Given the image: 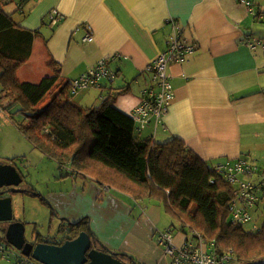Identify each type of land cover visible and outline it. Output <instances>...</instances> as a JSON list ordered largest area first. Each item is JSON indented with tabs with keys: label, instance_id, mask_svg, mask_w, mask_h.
I'll return each instance as SVG.
<instances>
[{
	"label": "crops",
	"instance_id": "crops-1",
	"mask_svg": "<svg viewBox=\"0 0 264 264\" xmlns=\"http://www.w3.org/2000/svg\"><path fill=\"white\" fill-rule=\"evenodd\" d=\"M8 1L5 9L20 26L39 31L18 71L22 81L53 75L52 60L61 71L59 80L71 81L106 59L115 77H101L79 91L78 103L97 105L126 88L116 105L128 114L153 87L148 66L167 49L176 19L195 49L169 66L174 98L162 121L153 119L137 133L159 142L181 138L209 162L245 157L264 172V0H248V5L240 0ZM54 8L64 15L57 24L49 16ZM88 32L91 42L84 41ZM51 182L55 187L45 195L55 214L71 221L89 216L95 238L128 264H171L159 234L174 232L179 245L192 233L178 231L180 223L176 230L165 227L168 214L156 200L135 199L76 174ZM258 196L253 217L264 213V189ZM4 225L7 229L9 223ZM0 264L13 263L0 258Z\"/></svg>",
	"mask_w": 264,
	"mask_h": 264
},
{
	"label": "trees",
	"instance_id": "trees-1",
	"mask_svg": "<svg viewBox=\"0 0 264 264\" xmlns=\"http://www.w3.org/2000/svg\"><path fill=\"white\" fill-rule=\"evenodd\" d=\"M9 2L0 0V97L22 104L28 121L18 123L21 131L29 139L39 140L62 162H70V175L76 174L85 182L93 179L135 199L162 202L179 219L182 232L201 233L216 252H231L233 264H264V213L263 223L256 229L247 230L235 223L231 211L235 187L215 168V162L204 159L181 138L157 142L137 136L140 130L130 113L116 105L126 88L109 94L97 105L83 107L72 99L76 95L71 92L73 79L59 80L61 71L55 60L48 63L53 75L38 82L19 78L18 71L31 56L39 31L20 26L5 9ZM27 189L28 194L44 196L34 188ZM65 221L59 229H67L63 237L42 241L62 244L73 239L88 231L90 217Z\"/></svg>",
	"mask_w": 264,
	"mask_h": 264
},
{
	"label": "built area",
	"instance_id": "built-area-1",
	"mask_svg": "<svg viewBox=\"0 0 264 264\" xmlns=\"http://www.w3.org/2000/svg\"><path fill=\"white\" fill-rule=\"evenodd\" d=\"M249 4L248 0H240ZM52 24H57L64 15L56 8L49 12ZM173 32L168 40V47L157 59L148 66L153 71L154 85L141 102L131 110L130 115L135 121V126L141 130L151 120L161 122L168 112L169 102L174 98V89L171 83L168 66L174 61H182L191 54L195 45L189 37L184 35V27L179 26L176 19L171 20ZM94 36L88 32L84 41L91 42ZM108 67L107 60L96 62L86 73L74 78L71 83V92L78 94L83 88L95 86L101 77L114 78L115 73ZM215 168L221 171L234 185L236 196L231 202L232 221L239 225H245L252 220L251 209L259 199L258 189H264V172L252 161L243 157L229 161L215 163ZM258 174V183L253 180ZM258 226H255V229ZM193 239L187 238L184 245L178 246L170 231L161 232L158 243L165 247V252L172 255L174 264H233L234 255L231 252L218 253L206 242L201 233L192 232ZM6 246L0 240V253L5 255ZM24 264L30 263L29 259L23 258Z\"/></svg>",
	"mask_w": 264,
	"mask_h": 264
},
{
	"label": "rangeland",
	"instance_id": "rangeland-1",
	"mask_svg": "<svg viewBox=\"0 0 264 264\" xmlns=\"http://www.w3.org/2000/svg\"><path fill=\"white\" fill-rule=\"evenodd\" d=\"M37 58L38 57L35 59ZM24 76L25 75H23V78H25ZM40 76H42L40 78H43L44 75ZM88 88L90 87L83 88L80 92ZM72 99L78 102V97L76 95H74ZM47 101L48 97L39 103L38 107L42 108ZM27 121L28 119L23 111L21 103H10L6 98L0 97V164H12V166L20 172L23 177L22 188H34L36 193L46 196L45 193L47 190L51 187H55V183L51 182L52 179L64 173L67 176L70 175L72 165L70 162H62L56 154L47 151L39 140L29 139L18 125V123H26ZM137 136L140 135L137 133ZM156 141L159 142L158 139H156ZM12 195L14 218L25 223V234L28 241H36L38 236H40L39 239L42 237L50 239L51 236H61L62 232L59 231V228L61 227L62 221L55 214V212L58 213V211H56V209L54 211L51 206L43 201L44 196L29 195L24 192L13 193ZM159 203L162 206L164 205L162 202ZM163 210L168 214V218L164 220L163 224L165 227L171 226V228L176 230L179 219L168 212L165 207ZM261 216L262 214L260 211L254 214V217L252 215V220L246 223L244 227L247 230H252L255 229V226H260L263 223ZM178 231L181 230L178 228ZM6 232V225L0 222V240L4 241L8 250L6 251V256L0 254V258L11 261L13 264H24L21 262L23 258L29 259L30 263L27 264H43L32 256L22 254L21 250L9 243L7 239H5ZM172 236L174 239V232ZM189 236L192 240V233H189ZM186 240L187 237L182 244L177 245L181 247ZM162 250L165 252V248H162ZM165 254L168 255L167 257L170 259L171 264H174L172 255L166 252ZM4 263H6V261H4Z\"/></svg>",
	"mask_w": 264,
	"mask_h": 264
},
{
	"label": "water",
	"instance_id": "water-1",
	"mask_svg": "<svg viewBox=\"0 0 264 264\" xmlns=\"http://www.w3.org/2000/svg\"><path fill=\"white\" fill-rule=\"evenodd\" d=\"M22 180V175L12 164H0V188L11 186L0 191V222H9L6 232L9 243L43 264H128L119 257L118 252L95 238L91 224L88 225V231L83 230L77 237L66 239L62 244L40 241L34 245L27 241L25 223L14 219L12 195L3 196L7 192L26 191V188L17 187ZM44 199L49 201L47 197ZM66 221L71 220L67 218Z\"/></svg>",
	"mask_w": 264,
	"mask_h": 264
},
{
	"label": "flooded vegetation",
	"instance_id": "flooded-vegetation-1",
	"mask_svg": "<svg viewBox=\"0 0 264 264\" xmlns=\"http://www.w3.org/2000/svg\"><path fill=\"white\" fill-rule=\"evenodd\" d=\"M22 184H23V180H22L21 183H19V185H17V187H22ZM10 187H11V186H4V187L0 188V191H4V190H6L7 188H10ZM23 188H24V187H23ZM26 189H27V188H26ZM27 190H28V189H27ZM24 193H27V192L24 191ZM12 194H13V193H8V192H7V193H5L3 196L12 195ZM27 194H28V193H27ZM29 195H31V193H29ZM12 196H13V195H12ZM15 220H16V219H15ZM64 221H65V220H64ZM65 222H66V221H65ZM61 227H62V225H61ZM63 227H64V226H63ZM63 227H62V228H63ZM59 229H60V228H59ZM64 230H65V231L62 232L61 236H57L58 238H59V237H63V236L65 235V232H66L67 229H64ZM39 237H40V236H39ZM65 237H66V236H65ZM42 239H43V237L41 238L40 241H42ZM63 239H64V238H63ZM65 240H66V239H65ZM65 240H64V241H65ZM1 241H2V240H1ZM27 241H28V240H27ZM40 241H37V240H36V241H33L32 243L35 245V244H37V243L40 242ZM2 242L4 243V241H2ZM43 242H45V241H43ZM57 242H58V241H57ZM4 244H5V243H4ZM5 246H6V245H5ZM6 251H8V250H7V246H6ZM6 251H5V255L3 254L4 256H6ZM11 253H12V251H11Z\"/></svg>",
	"mask_w": 264,
	"mask_h": 264
}]
</instances>
